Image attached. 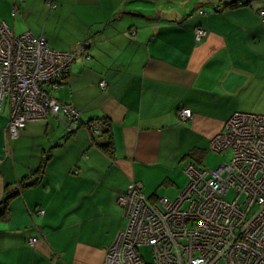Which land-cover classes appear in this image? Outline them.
<instances>
[{
	"label": "crops",
	"instance_id": "0c3cea01",
	"mask_svg": "<svg viewBox=\"0 0 264 264\" xmlns=\"http://www.w3.org/2000/svg\"><path fill=\"white\" fill-rule=\"evenodd\" d=\"M263 11L264 0H0V24L15 34L83 47L51 92L80 112L71 132L57 115L10 138L8 106L0 113V200L18 191L0 220V264H102L126 220L120 193L138 182L147 197L176 198L184 167H202L223 123L262 108ZM95 120L108 122L112 157Z\"/></svg>",
	"mask_w": 264,
	"mask_h": 264
},
{
	"label": "built area",
	"instance_id": "2783aa9c",
	"mask_svg": "<svg viewBox=\"0 0 264 264\" xmlns=\"http://www.w3.org/2000/svg\"><path fill=\"white\" fill-rule=\"evenodd\" d=\"M194 33L197 41L206 35L200 27ZM82 50L56 51L42 35L15 34L0 24V113L7 105L10 138L30 121L57 115L72 130L78 110L51 92ZM178 115L188 120L192 113L183 107ZM92 129L99 134V123ZM209 151L230 152V160L215 169L189 162L174 199L149 198L138 182L117 196L126 220L102 264H264V114L234 112L210 138ZM232 192L233 199L226 198Z\"/></svg>",
	"mask_w": 264,
	"mask_h": 264
},
{
	"label": "trees",
	"instance_id": "16d2710c",
	"mask_svg": "<svg viewBox=\"0 0 264 264\" xmlns=\"http://www.w3.org/2000/svg\"><path fill=\"white\" fill-rule=\"evenodd\" d=\"M241 3L239 1H233V2H228V3H225L224 4V9H232V8H236L240 5ZM76 60V59H75ZM74 60V61H75ZM59 101V100H58ZM72 105V104H71ZM73 106V105H72ZM74 107V106H73ZM75 108V107H74ZM76 109V108H75ZM77 110V109H76ZM79 112V111H78ZM80 114V112H79ZM50 117H53V116H50ZM49 118V117H48ZM47 118V119H48ZM45 119V120H47ZM38 121V120H37ZM81 121V117H79V121L74 124L73 126L79 124ZM95 122H98L99 123V126H100V131H99V134H95L93 132V129H92V125L93 123ZM27 125V124H26ZM73 126H71L73 128ZM89 128L90 130L92 131L93 134L95 135H98L99 137H104V139H106V141L102 144H99V147L101 148V150L106 153L107 155L111 156L113 155V145H112V140H111V135H110V129H109V125H108V122L105 121V120H95V121H92L90 124H89ZM67 130H68V120H67ZM69 132H71L72 130H68ZM18 137V136H17ZM199 155V153H194V154H191V157L193 158H196L197 156ZM46 161V158L44 159ZM44 162H42L41 164V167L39 169V171L37 172L39 175L41 173H43V169H44ZM26 180V179H25ZM28 182V181H27ZM25 181V183H22V187L30 184V183H27ZM35 181H33L32 183H34ZM31 183V184H32ZM18 193L17 190H12V191H8L5 193L4 197L0 200V220H3V219H6L7 218V215H8V205H9V202L11 199H13L14 196H16ZM154 196L152 197H149V198H153ZM33 239V238H32ZM37 239V238H36ZM31 240V239H30ZM29 240V242H30Z\"/></svg>",
	"mask_w": 264,
	"mask_h": 264
},
{
	"label": "rangeland",
	"instance_id": "374dc122",
	"mask_svg": "<svg viewBox=\"0 0 264 264\" xmlns=\"http://www.w3.org/2000/svg\"><path fill=\"white\" fill-rule=\"evenodd\" d=\"M260 106H262V108L260 110L256 109L254 111H248V113L264 114V98H262L260 100ZM229 160H230V152H225L222 154H216V153H213V152H210L207 150L202 162L198 163V165L205 167V168H208V169H215L217 166L226 164L227 162H229ZM184 176L185 175H182V177H181L182 178V185H184L185 181H187L186 177H184ZM155 195L157 197H162L165 195L172 196L174 194H171L169 192H164V188H163L159 192H157ZM233 197H234L233 192L226 195V198H228V199H233ZM143 251L145 253L146 258L149 260L150 248L145 247V248H143ZM220 264H223V263H220Z\"/></svg>",
	"mask_w": 264,
	"mask_h": 264
}]
</instances>
